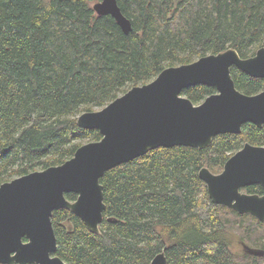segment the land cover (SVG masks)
<instances>
[{"label":"trees","instance_id":"trees-1","mask_svg":"<svg viewBox=\"0 0 264 264\" xmlns=\"http://www.w3.org/2000/svg\"><path fill=\"white\" fill-rule=\"evenodd\" d=\"M99 0H0V184L59 165L101 138L77 116L101 108L168 66L227 48L245 58L264 46V0H116L131 30L97 15ZM236 88L263 80L231 68ZM215 90H182L198 103ZM244 142L264 145V125L244 123L207 148L159 147L100 178V233L65 208L52 212L56 252L66 264H264L232 241L264 245V222L212 203L198 171L219 172ZM66 198L74 200V193ZM2 264V263H0Z\"/></svg>","mask_w":264,"mask_h":264},{"label":"water","instance_id":"water-1","mask_svg":"<svg viewBox=\"0 0 264 264\" xmlns=\"http://www.w3.org/2000/svg\"><path fill=\"white\" fill-rule=\"evenodd\" d=\"M92 8L97 15L113 17L124 34L130 32V21L116 0H99ZM232 66L264 78V46L246 58L227 48L165 67L152 80L131 86L105 106L80 113L77 124L97 129L99 140L81 144L59 165L0 184V263L66 264L55 254L52 212L68 209L90 232L99 234L105 209L100 178L107 170L159 147L207 148L216 135L240 133L246 122L261 127L264 88L254 95L240 92L231 75ZM197 84L214 87L216 92L194 105L182 90ZM198 176L213 203L264 221V195L239 192L241 186L254 183L264 188V146L245 143L226 160L220 173L203 166ZM67 193L76 198L69 200ZM242 247L245 253L264 257V245ZM148 264H168L164 251Z\"/></svg>","mask_w":264,"mask_h":264},{"label":"flooded vegetation","instance_id":"flooded-vegetation-1","mask_svg":"<svg viewBox=\"0 0 264 264\" xmlns=\"http://www.w3.org/2000/svg\"><path fill=\"white\" fill-rule=\"evenodd\" d=\"M256 51V50H255ZM255 54V52L252 54V55H254ZM252 55H250V56H252ZM250 56H248V57H250ZM246 58V57H245ZM232 67H235V66H232ZM231 67V68H232ZM236 69H238L237 67H235ZM238 70H240V69H238ZM241 71V70H240ZM243 72V71H242ZM245 73V72H244ZM247 74V73H246ZM248 76H250L251 78H254V79H261V80H263V86H262V88L258 91V92H256V93H253V94H247V95H254V94H257V93H259V92H261L262 90H263V88H264V78H261V77H253V76H251V75H249V74H247ZM235 84V83H234ZM197 85H203V84H197ZM193 86H196V85H193ZM206 86V85H205ZM190 87H192V86H190ZM208 87H211V86H208ZM235 87H236V85H235ZM212 88H214V87H212ZM185 89V88H184ZM237 89V88H236ZM214 90H215V88H214ZM239 90V89H238ZM240 91V90H239ZM216 92V90L213 92V93H215ZM240 92H242V91H240ZM243 93V92H242ZM212 94V93H211ZM245 94V93H244ZM183 95V94H182ZM210 95V94H209ZM183 96H185V95H183ZM208 96V95H207ZM206 96V97H207ZM186 97V96H185ZM205 97V98H206ZM204 98V99H205ZM204 99H202L200 102H198V103H193L194 105H198V104H200ZM246 123H251V122H246ZM251 124H253V123H251ZM243 125V124H242ZM242 125H241V127H242ZM255 125V124H254ZM264 125V124H263ZM262 125V126H263ZM256 126V125H255ZM261 126V127H262ZM258 127V126H257ZM224 134H230V133H224ZM231 134H238V133H231ZM219 135V134H218ZM245 143H250V142H244L238 149H236V150H234L232 153H231V155H233L235 152H237V151H239L242 147H243V145L245 144ZM250 144H252V143H250ZM252 145H256V144H252ZM256 146H264V145H256ZM230 155V156H231ZM229 156V157H230ZM228 157V158H229ZM227 158V159H228ZM226 162V161H225ZM224 162V163H225ZM224 165V164H223ZM222 169H223V166H222V168H221V170L219 171V172H212V173H215V174H218V173H220L221 171H222ZM204 182V181H203ZM204 185H205V183H204ZM206 186V185H205ZM206 191H207V189H206ZM239 192L241 193V194H246V195H258V196H263L264 195V188H263V186L261 185V184H259V183H254V184H248V185H245V186H241L240 188H239ZM208 195V194H207ZM209 198V197H208ZM210 199V198H209ZM211 201V200H210ZM212 202V201H211ZM234 202V201H233ZM213 203V202H212ZM216 204V203H215ZM217 205H220V206H224V207H226L227 209H229L230 211H232L231 213L232 214H236V215H249V216H252V217H255V216H253L252 214H250V213H239L238 211H236V210H233V209H231V208H229V207H227L226 205H223V204H217ZM256 218V217H255ZM264 222V221H263ZM241 244H244V243H241ZM242 249H243V247H242ZM244 250V249H243Z\"/></svg>","mask_w":264,"mask_h":264},{"label":"rangeland","instance_id":"rangeland-1","mask_svg":"<svg viewBox=\"0 0 264 264\" xmlns=\"http://www.w3.org/2000/svg\"><path fill=\"white\" fill-rule=\"evenodd\" d=\"M94 2H96V1H94ZM94 2H92V4H93ZM97 109H99V108H94L93 110H97ZM84 143H85V142H84ZM219 171H220V170H219ZM217 172H218V171H217ZM14 178H15V177H14ZM12 179H13V178H12ZM233 239H234V242H233V240H231V241H232V249H233L234 251L240 253V252L242 251V244H241V242L238 241L237 236H235Z\"/></svg>","mask_w":264,"mask_h":264}]
</instances>
